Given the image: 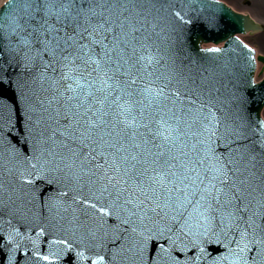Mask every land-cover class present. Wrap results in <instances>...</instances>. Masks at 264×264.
Wrapping results in <instances>:
<instances>
[{
    "label": "snow or ice",
    "instance_id": "1",
    "mask_svg": "<svg viewBox=\"0 0 264 264\" xmlns=\"http://www.w3.org/2000/svg\"><path fill=\"white\" fill-rule=\"evenodd\" d=\"M212 7L0 2V264H264V56Z\"/></svg>",
    "mask_w": 264,
    "mask_h": 264
},
{
    "label": "water",
    "instance_id": "2",
    "mask_svg": "<svg viewBox=\"0 0 264 264\" xmlns=\"http://www.w3.org/2000/svg\"><path fill=\"white\" fill-rule=\"evenodd\" d=\"M208 3L214 7L207 8L204 14L214 17L216 22L214 24H209L206 20H201L192 29V38L199 41V47L201 48H204L203 45L210 42L216 44H219L220 42H226V46L222 49H225L227 54L222 58V60L227 59L228 56H231L232 59L235 60L237 57L243 54V50L235 47L233 44V41L236 39L235 35L256 31L258 26L250 17L237 14L221 3H218L214 0H208ZM249 21L256 30L243 31L245 23ZM233 48H235V51H233ZM213 55L214 54H209V56L206 58L208 59L209 63L212 62ZM248 90L253 91L257 97L264 95V88H262L260 84L249 86Z\"/></svg>",
    "mask_w": 264,
    "mask_h": 264
},
{
    "label": "rangeland",
    "instance_id": "3",
    "mask_svg": "<svg viewBox=\"0 0 264 264\" xmlns=\"http://www.w3.org/2000/svg\"><path fill=\"white\" fill-rule=\"evenodd\" d=\"M224 2L228 3L229 5H231L233 8L235 9H240V10H246V11H251L252 14L258 18V20H260V23L263 25L264 23V10L259 9V10H255L254 9V0H223ZM256 1H262V0H256ZM248 2H250L252 6L248 5ZM249 43H251L252 45L254 44L259 45L261 52H264V33L261 34H255V35H249L246 36L245 38ZM259 49V50H260Z\"/></svg>",
    "mask_w": 264,
    "mask_h": 264
},
{
    "label": "flooded vegetation",
    "instance_id": "4",
    "mask_svg": "<svg viewBox=\"0 0 264 264\" xmlns=\"http://www.w3.org/2000/svg\"><path fill=\"white\" fill-rule=\"evenodd\" d=\"M259 9L264 10V5H255L254 6V10H259Z\"/></svg>",
    "mask_w": 264,
    "mask_h": 264
},
{
    "label": "bare ground",
    "instance_id": "5",
    "mask_svg": "<svg viewBox=\"0 0 264 264\" xmlns=\"http://www.w3.org/2000/svg\"><path fill=\"white\" fill-rule=\"evenodd\" d=\"M238 11H242V12H245V10H240V9H238Z\"/></svg>",
    "mask_w": 264,
    "mask_h": 264
},
{
    "label": "clouds",
    "instance_id": "6",
    "mask_svg": "<svg viewBox=\"0 0 264 264\" xmlns=\"http://www.w3.org/2000/svg\"><path fill=\"white\" fill-rule=\"evenodd\" d=\"M0 2H3V0H0Z\"/></svg>",
    "mask_w": 264,
    "mask_h": 264
}]
</instances>
